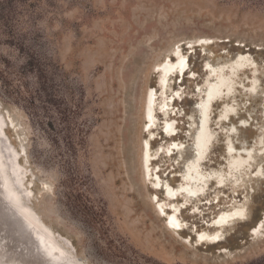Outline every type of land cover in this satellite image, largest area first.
Masks as SVG:
<instances>
[{
  "label": "rangeland",
  "instance_id": "374dc122",
  "mask_svg": "<svg viewBox=\"0 0 264 264\" xmlns=\"http://www.w3.org/2000/svg\"><path fill=\"white\" fill-rule=\"evenodd\" d=\"M174 49L187 66L166 79L160 109L158 66ZM238 55L247 63L228 68ZM206 64L223 67L230 91L209 108L203 190L167 200L154 181L175 188L193 155ZM224 104L233 111L219 121ZM0 116L28 206L88 264H264V0H0ZM172 142L182 149L156 154ZM228 144L249 149L237 171ZM171 204L185 227L167 226ZM234 207L243 215L219 242L196 243Z\"/></svg>",
  "mask_w": 264,
  "mask_h": 264
},
{
  "label": "bare ground",
  "instance_id": "6f19581e",
  "mask_svg": "<svg viewBox=\"0 0 264 264\" xmlns=\"http://www.w3.org/2000/svg\"><path fill=\"white\" fill-rule=\"evenodd\" d=\"M174 50H175V54H174L175 59L170 60V58L166 57L162 61V63L159 64L158 66L160 73L157 82L158 85L160 86L159 87L160 94L164 98L160 102V109H164L166 107V103H167L166 101L168 100V98L164 96L166 95V88H165L166 79L175 72L177 73L178 77L181 76L184 73V70L187 66L186 58L182 54L178 53L176 49ZM245 63H247V56L238 55L236 59L231 64L228 65V68L229 67L233 69L240 68ZM206 70L209 72L206 84L204 85L203 88L199 87L197 90L199 93H202V98L198 103L197 113L199 119L197 122V128L192 138L193 155L185 163L183 173L180 174V181L175 188L170 186L167 182L162 183V181L159 178H156L154 181V186L157 189L161 188L163 190L164 196L167 200H173L177 195H182L184 201H190L193 199H197L203 190V187L200 185V183L204 182L205 174L201 173L198 168L200 163L205 158V155L208 151V147L211 141V133L208 128L209 108L212 106L214 102H217L222 97H226V95H229V91H230L229 78L223 74L222 66L211 68L206 64ZM225 90H227V94L223 96ZM172 95L173 96L178 95V92L172 93ZM154 97H155V92L153 90H150L146 97L145 115L148 123L147 126H151V127L154 125V121H155V117L153 114V107H152ZM232 111H233V107L231 105L224 104L221 109L219 121L228 119ZM2 123L4 122L0 116V127ZM175 128L176 127L174 121L164 120L162 129L164 130V134L166 135V137L172 136V134L175 133ZM9 148L12 151L14 158L13 161L14 169L17 170V172L20 174L17 180L18 182L20 181V185H21V182L23 180L22 177L24 173L23 171H21L22 169L18 168L16 165V160L20 154L17 151H15V149H12L13 147L11 148L10 145ZM181 149H182L181 143L172 142L165 147L160 146L157 149L156 154L163 151L166 155H171L173 151H180ZM149 151L150 148L148 142H145L144 145L142 146V162H143V171L145 173V176L150 171ZM225 151L226 153H228V155L232 156L231 160L228 162V170L230 171H237L242 166H244L250 154L249 149L246 147H242V150H239L236 153L231 144H228L225 147ZM5 171H6L5 162L3 160V155L0 152L1 193L2 192L5 193V197L7 196L11 201L13 200L12 198L17 200V198H19V193L14 188L13 182L9 180L10 176L8 178ZM213 173L219 175L217 177L219 178L218 183L221 184L222 175L218 172H213ZM255 174L261 176L262 169L258 168ZM184 204L185 202L182 203L181 206H183ZM165 205L166 203L158 204L157 210L162 213L163 207ZM181 206L171 204L170 205L171 213H169L166 218L167 226L174 230L181 229L186 225L178 216ZM32 213L35 214V216L40 220L42 226H44L49 230L50 234H52L58 240L63 241L62 238H60V236L57 235V233H55L51 228H49L48 225H46L41 220L40 216L35 211H33V209H32ZM242 215H243V209L241 207H234L229 210L219 212L212 221V226L215 228V231H213L212 233L206 230L197 231L195 233L196 243L213 244L219 242L222 238L221 229L226 225L227 221L230 219L240 218ZM260 226H261V222L252 232L256 233V231L258 230V228H260ZM53 250L57 251L56 255H52L51 252L47 253V256L50 259L48 260L42 259L41 264H76L75 262H72V260L69 258L70 255L65 250L59 248L58 246H54ZM30 259L31 258H28V256L18 257L14 253L9 254L6 251L5 246L2 243H0V264H29V263L32 264L30 262Z\"/></svg>",
  "mask_w": 264,
  "mask_h": 264
},
{
  "label": "water",
  "instance_id": "95a60500",
  "mask_svg": "<svg viewBox=\"0 0 264 264\" xmlns=\"http://www.w3.org/2000/svg\"><path fill=\"white\" fill-rule=\"evenodd\" d=\"M0 152L5 162V173L8 178L10 176L9 180L13 182L14 188L19 193V198L17 200L12 198L11 201L7 196L5 197V193H1L0 187V243L5 246L6 251L18 257L28 256L32 264H41L42 259H50L47 253L56 255L57 251L53 250V247L58 246L68 252L72 262L88 264L87 260L78 256L75 249L67 242L60 241L50 234L32 213V208L28 206L26 196L21 189L20 181L17 180L20 174L14 169L12 151L1 133Z\"/></svg>",
  "mask_w": 264,
  "mask_h": 264
}]
</instances>
